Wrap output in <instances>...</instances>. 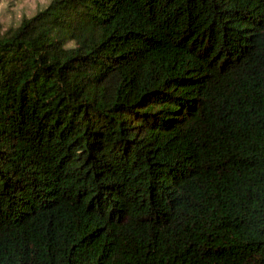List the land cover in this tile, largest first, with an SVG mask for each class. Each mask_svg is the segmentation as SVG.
<instances>
[{"label":"trees","instance_id":"obj_1","mask_svg":"<svg viewBox=\"0 0 264 264\" xmlns=\"http://www.w3.org/2000/svg\"><path fill=\"white\" fill-rule=\"evenodd\" d=\"M0 264H264V0L0 32Z\"/></svg>","mask_w":264,"mask_h":264},{"label":"rangeland","instance_id":"obj_2","mask_svg":"<svg viewBox=\"0 0 264 264\" xmlns=\"http://www.w3.org/2000/svg\"><path fill=\"white\" fill-rule=\"evenodd\" d=\"M51 0H0V32L17 27L24 18L32 17Z\"/></svg>","mask_w":264,"mask_h":264}]
</instances>
